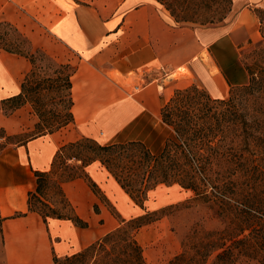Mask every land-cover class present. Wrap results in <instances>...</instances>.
Returning <instances> with one entry per match:
<instances>
[{
  "label": "crops",
  "instance_id": "obj_1",
  "mask_svg": "<svg viewBox=\"0 0 264 264\" xmlns=\"http://www.w3.org/2000/svg\"><path fill=\"white\" fill-rule=\"evenodd\" d=\"M255 8L264 10V0H233L231 25L190 28L177 24L155 0H0V24L31 43L42 39L38 46H48L57 63L75 70L73 123L17 146L14 161L0 166L5 264H53L54 258L74 255L117 228L82 179L62 188L88 226L57 219L44 224L27 212L33 172L48 171L58 148L82 137L100 144L139 141L152 153L160 152L168 138L161 110L175 90L194 84L211 98L223 99L248 81L239 55L259 37ZM30 68L26 58L0 48V102L20 92ZM37 122L26 104L5 117L2 126L16 135ZM85 171L123 219L139 214L141 209L98 162Z\"/></svg>",
  "mask_w": 264,
  "mask_h": 264
},
{
  "label": "trees",
  "instance_id": "obj_2",
  "mask_svg": "<svg viewBox=\"0 0 264 264\" xmlns=\"http://www.w3.org/2000/svg\"><path fill=\"white\" fill-rule=\"evenodd\" d=\"M155 1L177 24L196 21L191 14L208 8L206 0ZM231 6L232 0H223L216 20L199 19L200 25L224 21ZM253 11L259 13L261 24L264 10ZM261 36L263 40L256 45L254 55L264 58L263 31ZM22 39L28 44L26 38ZM1 49L26 58L31 68L21 82L20 92L2 100L0 106L9 105L11 114L29 104L38 118L33 138L72 124L71 78L75 70L60 64L54 72L61 76L41 79L36 73L40 67L32 55ZM245 70L248 84L229 91L228 99L211 100L196 85L175 90L161 110L162 122L174 135L165 140L158 153L139 141L100 144L87 137L60 146L48 171L33 172L35 187L27 194V212L36 213L44 224L57 219L86 228L87 222L76 214L62 185L82 179L99 200H105L85 171L98 162L143 211L150 191L159 185H177L192 192L191 200L204 205L220 220L222 226L217 229H193L182 241L181 253L165 264H238L241 260L264 264V72L257 78L251 68ZM47 104L59 109L46 112ZM93 208L99 212L97 205ZM144 212L128 221L120 220L114 230L62 262L54 258L53 264L72 259L86 264H147L137 235L159 217L156 212ZM23 215L17 213L15 217Z\"/></svg>",
  "mask_w": 264,
  "mask_h": 264
},
{
  "label": "rangeland",
  "instance_id": "obj_3",
  "mask_svg": "<svg viewBox=\"0 0 264 264\" xmlns=\"http://www.w3.org/2000/svg\"><path fill=\"white\" fill-rule=\"evenodd\" d=\"M206 2L208 3V5L206 4V6H208L207 9H201L198 12H193L191 14L193 20L196 21L178 24L184 27L193 28L196 26L213 25L228 26L233 23L235 13L233 10L232 0L231 10L227 14L224 21L217 24L213 23V25H200L199 19L203 20L213 18V20H216V18L219 16V14H221L222 11L220 10V8L223 5V0H206ZM158 5L165 9V7L160 3H158ZM258 14L259 13L256 12L257 19ZM260 18L262 23H259L258 26V39L253 42L247 43L240 50L239 55L240 63L242 64L244 69L245 67L251 68V71L254 72V75H256L257 78H259L260 74L264 72V58L262 56L254 55L256 45L263 40L261 32H264V14H262ZM26 40L28 41V44L22 39L20 33H18L12 26L8 24H0V48L18 50L24 52V54H27L29 56L32 55V57L36 60V65L40 67L36 70V73L41 79L48 76L52 78H55V76H61L58 74L56 75L54 72L56 66L60 64L57 63L48 53V51H50L49 47L46 46L44 50L41 46H38L39 44L43 43L42 39L33 40V44L30 40ZM41 57L43 58L40 59ZM65 72L66 71H64L63 73ZM182 72L187 73V71ZM247 84L248 81L245 85ZM237 88L239 87L232 88L230 91H236ZM228 98L229 95L224 99ZM57 100L58 99H55V101ZM211 100L216 99L211 98ZM8 107L9 105L0 106V166H6L12 163L15 158V149L17 145L23 144L27 140L33 138L37 133V131L33 127L23 128L22 132L16 135L8 134L2 126L4 118L8 117L14 112L13 111L11 114H9ZM55 109H59V107L47 104L45 111L53 112ZM167 130V137L172 138L174 135L173 130L170 127H168ZM192 198V192L184 190L177 185H159L154 190L148 193L146 201L143 204L144 211L149 213L156 212V216H158L159 219L152 224L143 227L137 235V241L143 249V255L147 264H165L173 259L176 255L180 254L182 251V241L187 235L191 233L193 229H198L199 227H201L206 230H213L222 226L220 220L215 218V215L211 210L207 209L204 205L192 201ZM100 201L106 207L107 211L114 218L118 225L120 220L128 221L132 218H135L132 217L130 219H123L116 211L114 206L109 204L106 200H102V198ZM144 211L141 210L137 216L143 215L145 213ZM63 259L64 258H61L59 259V261L62 262ZM85 262L86 261H82L81 259H72L70 262H67L65 264H86ZM0 264H5L1 232ZM238 264L252 263H246L245 260H241Z\"/></svg>",
  "mask_w": 264,
  "mask_h": 264
}]
</instances>
